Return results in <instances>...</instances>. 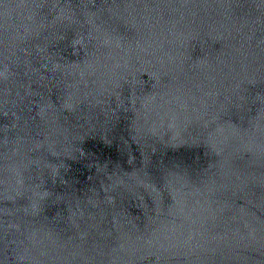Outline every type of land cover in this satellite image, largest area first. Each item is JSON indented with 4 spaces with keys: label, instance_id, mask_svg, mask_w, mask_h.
Here are the masks:
<instances>
[{
    "label": "water",
    "instance_id": "1",
    "mask_svg": "<svg viewBox=\"0 0 264 264\" xmlns=\"http://www.w3.org/2000/svg\"><path fill=\"white\" fill-rule=\"evenodd\" d=\"M0 264H264V0H0Z\"/></svg>",
    "mask_w": 264,
    "mask_h": 264
}]
</instances>
